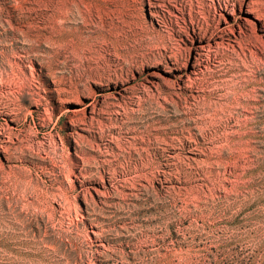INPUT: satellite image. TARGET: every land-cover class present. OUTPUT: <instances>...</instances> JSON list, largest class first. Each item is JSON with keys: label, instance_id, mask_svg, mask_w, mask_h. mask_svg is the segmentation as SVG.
I'll return each mask as SVG.
<instances>
[{"label": "rangeland", "instance_id": "rangeland-1", "mask_svg": "<svg viewBox=\"0 0 264 264\" xmlns=\"http://www.w3.org/2000/svg\"><path fill=\"white\" fill-rule=\"evenodd\" d=\"M263 210L264 0H0V264H261Z\"/></svg>", "mask_w": 264, "mask_h": 264}, {"label": "trees", "instance_id": "trees-1", "mask_svg": "<svg viewBox=\"0 0 264 264\" xmlns=\"http://www.w3.org/2000/svg\"><path fill=\"white\" fill-rule=\"evenodd\" d=\"M261 217H262V221H264V210L262 211ZM263 241H264V240H263ZM263 241H262V242H263ZM261 245H263V244H261ZM260 248H261V246H260ZM263 255H264V254H263ZM261 264H264V261H263Z\"/></svg>", "mask_w": 264, "mask_h": 264}]
</instances>
